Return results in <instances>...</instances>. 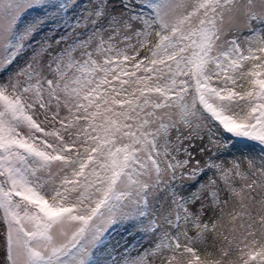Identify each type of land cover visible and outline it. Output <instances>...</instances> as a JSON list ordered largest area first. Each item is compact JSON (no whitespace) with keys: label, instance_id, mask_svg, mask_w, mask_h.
I'll use <instances>...</instances> for the list:
<instances>
[{"label":"snow or ice","instance_id":"1","mask_svg":"<svg viewBox=\"0 0 264 264\" xmlns=\"http://www.w3.org/2000/svg\"><path fill=\"white\" fill-rule=\"evenodd\" d=\"M0 264H264V0H0Z\"/></svg>","mask_w":264,"mask_h":264}]
</instances>
